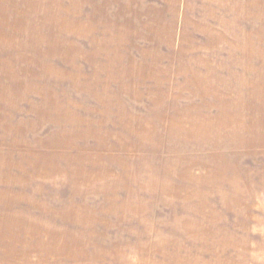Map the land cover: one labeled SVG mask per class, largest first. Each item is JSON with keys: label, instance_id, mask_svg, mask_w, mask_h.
I'll use <instances>...</instances> for the list:
<instances>
[{"label": "rangeland", "instance_id": "obj_1", "mask_svg": "<svg viewBox=\"0 0 264 264\" xmlns=\"http://www.w3.org/2000/svg\"><path fill=\"white\" fill-rule=\"evenodd\" d=\"M244 5L178 0L170 21L59 53L58 137L29 139L26 160L54 178L38 206L60 232L16 259L0 233V264H264Z\"/></svg>", "mask_w": 264, "mask_h": 264}, {"label": "crops", "instance_id": "obj_2", "mask_svg": "<svg viewBox=\"0 0 264 264\" xmlns=\"http://www.w3.org/2000/svg\"><path fill=\"white\" fill-rule=\"evenodd\" d=\"M177 1L0 0V233L16 235L13 246L5 249L10 258L17 253L28 257V235L60 232L44 225L38 206L45 192L53 191L54 178L45 181L43 163L26 160L29 139L44 132L58 137L59 53H90L112 35L170 21ZM244 9L250 43V53L247 49L244 55L247 120L253 113L261 122L264 0H245Z\"/></svg>", "mask_w": 264, "mask_h": 264}]
</instances>
